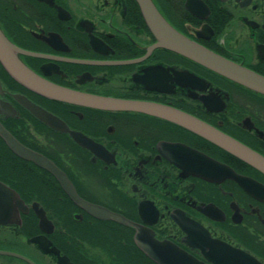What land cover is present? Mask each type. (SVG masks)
Masks as SVG:
<instances>
[{"label":"flooded vegetation","instance_id":"af4514ba","mask_svg":"<svg viewBox=\"0 0 264 264\" xmlns=\"http://www.w3.org/2000/svg\"><path fill=\"white\" fill-rule=\"evenodd\" d=\"M203 1L205 18L186 0H153L181 34L264 77V0ZM0 30L25 52L20 60L55 85L179 110L264 157V96L176 53L150 52L155 38L135 0H0ZM17 95L81 142L35 117ZM0 101L11 108L0 111L2 130L55 164L86 204L144 232L78 205L0 134V189L18 197V222L0 224V264H264V195L233 177L196 175L208 167L192 157L264 188V174L236 156L155 116L47 99L1 62ZM7 204L1 197L0 220L10 217Z\"/></svg>","mask_w":264,"mask_h":264},{"label":"water","instance_id":"95a60500","mask_svg":"<svg viewBox=\"0 0 264 264\" xmlns=\"http://www.w3.org/2000/svg\"><path fill=\"white\" fill-rule=\"evenodd\" d=\"M135 1L139 7L146 26L155 38V43L150 48V52L155 49H164L176 53L225 79H228L240 86L264 96L263 76L240 64L228 60L220 54L196 43L195 41L181 34L163 17L154 4L153 0ZM185 6L190 13L197 17L205 18L203 15L208 12V8L203 0H186ZM20 54H25V52L12 44L0 30V62L7 73L17 83L29 89L30 91L47 99L65 104L88 107L102 111L140 112L146 115L155 116L157 118L179 125L180 127H183L186 130L201 136L202 138L236 156L240 160L264 174L263 156L189 114L155 103L100 97L55 85L28 68L20 60ZM15 99L27 110H29L35 117L41 119L43 122L49 124L53 128L68 133L78 142H81L83 139L80 138L79 134L76 132H72L67 129L63 122L57 117L47 113L45 110L28 100L26 97L17 95ZM10 109L11 108L8 106V104L0 101V111H10ZM0 134L16 154L51 171L58 178L63 188L70 194V196L78 205L88 209L98 217L118 221L125 225L136 228L139 231V237L144 233L141 231L138 225L133 224L124 218L110 213L104 209L86 204L77 196L75 189L67 179L66 175L61 172L55 166V164L36 152L20 145L17 140L6 130H2L0 128ZM88 143L90 144L89 146L92 147L93 144L89 141ZM192 157H197V159L201 157L199 159L201 160L202 166L208 167V169L202 168L197 170L196 175L211 181L215 180L216 178L229 179V177H233L243 188L250 191L251 193L256 194L257 196L264 195L263 187L258 186L247 178L237 176L236 174L232 176V174L229 173V169L223 165L208 159L203 155H197V153ZM0 192L2 193L0 198H9L10 203L9 205H6V207L9 206L10 217L9 219H1L0 224L5 225L17 223L18 219L15 218L16 215L12 216L11 213L14 211L13 209L15 208L16 202L18 203V197L11 190L4 188H1ZM170 250L177 251L175 248H171Z\"/></svg>","mask_w":264,"mask_h":264}]
</instances>
